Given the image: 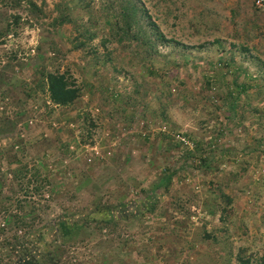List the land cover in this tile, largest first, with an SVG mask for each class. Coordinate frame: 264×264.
Listing matches in <instances>:
<instances>
[{"label": "rangeland", "instance_id": "obj_1", "mask_svg": "<svg viewBox=\"0 0 264 264\" xmlns=\"http://www.w3.org/2000/svg\"><path fill=\"white\" fill-rule=\"evenodd\" d=\"M32 1L0 0V264L13 263L10 242L101 203L136 217L101 230L91 221L53 264H222L241 248L262 254L264 5L136 0L173 40L156 37L140 54L106 27L110 0H78V22H96L89 40L73 23L53 25L57 0ZM76 37L84 47L74 48ZM54 69L81 88L74 103L49 100L42 72ZM238 83L247 86L238 102H248L225 115L211 101L222 104ZM185 132L205 143L187 159L195 144ZM168 166L169 187L138 212L131 200Z\"/></svg>", "mask_w": 264, "mask_h": 264}, {"label": "trees", "instance_id": "obj_2", "mask_svg": "<svg viewBox=\"0 0 264 264\" xmlns=\"http://www.w3.org/2000/svg\"><path fill=\"white\" fill-rule=\"evenodd\" d=\"M25 1H27L31 7H36L32 0ZM55 7L58 13L53 16V25L61 26L65 22L73 23L76 25L75 30L78 31L80 37L86 35V40L93 37L95 32L92 27L96 22L89 18L86 23L78 22V19L81 17V14L77 12L81 10L78 5V0H57ZM107 7L111 8V12L106 16V27L113 31V35L118 41H131L137 53L141 54L142 49L146 52L149 51V47L155 45L157 38L163 43H170L173 41L171 38L168 39L164 37L159 31L158 26L151 21L147 11L140 7L136 0H110L107 2ZM83 9L86 10L84 13H89V6L87 3L83 6ZM142 18L148 20L149 27H151L152 30H148V28L145 27ZM152 33H155L156 36H152ZM74 41V48H82L86 43L85 40L79 37H76ZM141 59L149 60V53L142 55ZM42 81L46 87L49 100L57 105H70L76 101L81 93V88L76 84L72 75L66 70H46L42 72ZM235 87L238 90L236 93H233L231 90L225 92V98L222 100V104L211 101L216 108L222 106L226 107L225 115L234 113L238 105L244 108L248 102L247 100L240 103L238 102L241 99L240 92L247 86H245L244 83H238ZM115 95L116 94H113V96ZM163 135L167 137L168 141L172 138L168 133H164ZM185 135L195 144L193 149H187L184 156L187 159L188 157H192L197 150H202L201 145L205 143H203V140L192 137L190 133L185 132ZM142 136L143 138L147 137L145 134ZM179 143L178 141L174 145L179 146ZM200 161L204 163L206 162V158L201 157ZM175 171L176 169L173 167L170 168L168 166L163 168L155 184L148 188V194L142 199L131 200L130 203L134 201L132 205L137 206L138 212L142 213L154 209L156 190L158 188L166 190L171 183ZM222 195H224L227 202H230L226 194ZM83 209V211L79 212L70 211L60 214L62 218L42 224L41 230H39L29 242H21L20 244H18L19 242H16L17 244L10 242V245L5 248L8 251L7 255L11 257L13 261L12 264H20V261L25 264H53L56 262V259L61 258L60 255H58V248L64 245L66 241L69 242V239H74L91 221L98 222V227L101 230L109 224H117L118 220L125 219L126 217H136L137 214L129 211L127 212V209H121L119 204L114 203L95 204L91 208ZM206 235L209 236L210 233L208 232ZM15 239L18 241V237ZM233 258L236 264H264V252L259 255H248L241 248ZM233 258L231 257V253H228V256L224 258L222 264H232L231 259Z\"/></svg>", "mask_w": 264, "mask_h": 264}, {"label": "built area", "instance_id": "obj_3", "mask_svg": "<svg viewBox=\"0 0 264 264\" xmlns=\"http://www.w3.org/2000/svg\"><path fill=\"white\" fill-rule=\"evenodd\" d=\"M253 3H254L256 8H261L264 5V0H253ZM181 139L183 140L182 137H181Z\"/></svg>", "mask_w": 264, "mask_h": 264}]
</instances>
